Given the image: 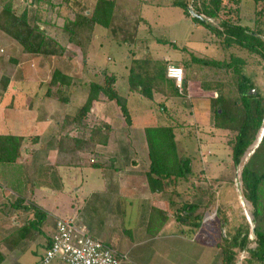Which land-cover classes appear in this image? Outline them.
<instances>
[{
    "label": "crops",
    "instance_id": "0c3cea01",
    "mask_svg": "<svg viewBox=\"0 0 264 264\" xmlns=\"http://www.w3.org/2000/svg\"><path fill=\"white\" fill-rule=\"evenodd\" d=\"M183 15L187 17L184 13ZM133 25L136 24L133 23ZM152 27L154 26L151 25L149 30L152 31ZM137 34L135 27H133L128 36L121 38L122 42L128 41L129 44L127 52H123L122 56L118 58L119 63L114 61V65L105 66L103 63H98L97 57H90L92 52L89 53L87 50L83 52L78 49L74 60L80 59L82 67L77 65V67L70 66L68 70L64 66L56 68L70 78L66 84H49L53 71L56 69L50 71L49 77L46 71L39 79L29 78L26 80L25 76L39 75L42 71V68H28L26 74L21 76L20 81L14 78L11 79L7 91L0 96V119L5 122L4 117H11L10 115L20 117L18 124L14 125L13 130H7L8 128L6 127H4V130H0V137L23 139L21 142V153L15 165L18 164L21 167V165L29 161V166L37 163L38 167L42 168L41 170L45 169L44 166L54 165L58 172L55 173L57 177H54V181L55 179L58 181L54 182L55 187L42 184L39 185L41 187L37 192L31 193L27 176L13 174L12 165L9 166V163L0 162V223L4 225L13 216L19 217L18 215H9L6 211L7 209L10 210V213L16 209L20 211V209L27 208L29 210L28 212L20 211L24 224L18 226L20 227L19 229H14L13 232H6L2 241L3 244H1L2 248H0V258H2L0 264H8V261L17 250L23 256H26L38 254L36 249L41 247L45 253L55 232L56 221L61 218L74 219L92 237L115 248L121 255V259L126 258V254L133 251L136 247L156 241L155 239L152 240V233L159 234L168 230L177 233V235L181 233L180 231H182V235H187L192 231L189 234L201 241V243L195 242L203 246L206 245L204 239L207 236L205 228L201 225L191 227L190 223L182 217L185 213L184 210L176 213L177 215L173 212L175 195L178 199H181L182 203H185L182 192L183 182L188 178H181L174 185L166 188H164V180H161L162 187H159L160 184H156L158 182L154 183L152 181L149 174L156 181L159 180L156 179V174L151 173V159L145 129L153 126H170L169 123L165 122L171 120V124H178L171 117L172 110L169 111V109L181 105L185 97H188L187 99H195L197 97L199 101H205V103H198V106L201 111V117L208 123V120L211 119L212 110H214V99L216 96L202 95L203 93H211V90H205L202 85L203 81L196 75L199 65L191 60L189 61V59L180 60L178 58L177 55L180 52H185L183 50L185 47H189L186 39L182 41L178 37L173 38L171 43L175 44L176 50L172 52L170 49H164L160 46L161 40L164 41V39H155L157 41L156 45L150 47L146 42L149 41L150 44L154 39L153 35H151V40L142 42L141 38L143 37ZM145 43L146 45L144 46ZM183 43L186 44L183 45ZM87 61H90V70L85 73V67L88 66ZM107 61L109 62L108 65H110L113 59L108 57ZM169 64H177L184 67L185 82L182 93L179 92L174 81L167 77V66ZM134 65H144L147 70L142 71L140 69L138 71ZM91 71V77L95 75L98 79L94 80L91 78L89 80L82 77L83 74H87V76L89 74L90 76ZM133 71H137L136 74L134 73V77L131 76ZM146 73L148 74V85L150 84L149 86L152 89L150 98L141 91L145 81L143 84L138 83L139 80L142 81L144 78L146 80ZM107 75L115 78L113 83L115 88L120 94L127 97V106L131 114L132 124L129 126L125 121L121 122L118 120L119 115L123 118L119 106L114 100H109L102 93L99 94L97 100L93 101L90 111L82 119L79 126L72 122L73 120L66 123L65 118L75 116L79 108L86 103L91 84H103ZM34 81L44 82L45 84L40 83L35 91L36 82ZM119 85H121V89L123 87L124 91H120ZM198 93L200 95H197ZM52 95H55V98ZM182 96L183 98H181ZM79 97H82L83 100L78 105ZM21 98H24L25 102L17 101ZM8 100H12V102L6 103ZM141 106H150L155 109L161 106L162 112L155 110L157 113H155L153 118L154 123L157 124H146L138 126L141 128L137 129L133 112H135V109L139 110ZM74 107L75 111H70ZM92 111H96V117L92 115ZM178 116L175 114L174 117L178 118ZM92 117L96 121L94 124L100 126L95 137L91 132L94 129V124L89 122ZM144 118L141 123L152 120L151 118L150 120L147 117ZM158 118L161 119L157 121ZM33 121L35 122L32 125ZM106 126H109V130ZM173 126L178 155L186 156L179 152L176 125ZM34 133L35 137L33 136ZM33 137L35 138L34 140H32ZM62 138H65L64 140L68 139L69 143V145L64 147V154H61L59 147V142ZM77 139L82 141L79 143L80 147H78V143L76 145ZM39 152L44 155L43 162L34 160ZM84 155L91 157L90 162L83 159L82 156ZM53 156L55 161L58 158L63 161V165L58 166L56 162L52 163L51 161L50 164H47L46 160L53 158ZM25 159L27 162H22ZM92 160L100 165H91ZM72 163L74 165H71ZM16 167L18 168V166ZM60 168H64L67 171L74 169L87 170V179L75 180L72 184L68 182V187L64 186L66 179L59 172ZM6 173L9 174V178H7ZM20 187L24 188V190ZM178 187L181 190L175 192L173 188L179 189ZM59 194L73 196V203L68 206L70 210H66L69 215L60 216L44 204L47 195L56 196ZM21 202H31L30 204L32 205L22 207L19 204ZM183 205L185 204L179 205L177 209L180 210ZM33 206L42 209L46 215L40 224L36 223L37 220L35 221ZM34 222L37 226L34 225ZM41 225H43V228L48 227L49 229L46 242L38 240L33 233ZM0 227H2L1 224ZM254 228L252 227V231ZM38 231L40 232V230ZM181 234L180 236L182 237ZM34 246L36 249L33 250ZM30 250L33 253H30ZM190 255L191 262L195 260L199 262V254H194L193 252ZM10 264H42V262L38 259L27 263L20 258ZM52 264L63 263L55 260Z\"/></svg>",
    "mask_w": 264,
    "mask_h": 264
},
{
    "label": "rangeland",
    "instance_id": "374dc122",
    "mask_svg": "<svg viewBox=\"0 0 264 264\" xmlns=\"http://www.w3.org/2000/svg\"><path fill=\"white\" fill-rule=\"evenodd\" d=\"M171 1L172 0H117V4L119 3V11L122 15L119 14L118 20L112 23L109 29L100 25L86 24L83 28H79L75 31V40L69 41L70 39L68 40V37L64 36L63 34L65 33L62 31L66 16L74 18L77 14L83 15L84 12L91 15L98 0H69L68 2L65 0H0V14L4 4L10 3L12 4L13 11L17 15H21L24 11H27L31 22H33L34 17H36L40 20L38 24L42 30L47 32V28H49L51 32L59 35V39L66 45L65 53L61 57L25 53L23 46L0 27V89L2 88L1 85H4L3 78L11 76V79L14 78L20 81L21 76L26 74L28 68H42V71L39 75H32L30 77L25 76L24 78L26 80L29 78L39 79L46 71L49 77L50 71L60 68V66H64L66 70H68L70 66L82 67L83 65L80 59L77 61L74 60L78 49L83 52L86 50L89 51V53L92 52V56L90 55V57H97L98 63H103L105 66L110 67L114 65V61L119 63L118 58L122 56L123 52H127L129 44L128 41L122 42L121 38L128 36L132 28L135 27L136 32L140 37H143L141 38L142 42L151 40V35H153L154 39L151 43L149 44V41L146 42L150 47L156 45L157 41H155V39H164V41L161 40L160 46L175 52L176 46L171 43V41L173 38L178 37L182 41L186 39L189 45L187 48L201 58L222 60L224 63H233L235 65L240 64L243 73L249 77L254 84L255 89H252L251 92H259L264 103V61L260 55L249 51L247 47H242L241 45L233 43L229 45V48L225 47L228 44L224 37H219L206 26L194 23L190 17H184L182 12L183 9L180 7H172L170 4ZM189 7H193L192 3H190ZM205 20L209 21L214 26H219L222 21L240 23L251 31H260L261 35L264 37V0H223L218 17L213 19L206 18ZM133 23L136 25H133ZM151 25L154 26L152 27V31L149 30ZM79 38L81 39V44L76 43V39ZM86 40L89 41V43H87ZM118 41L121 42L119 43ZM185 44L186 43H183V45ZM177 56L180 60H191L190 52H180ZM108 57L113 59L110 65H108ZM88 59L92 61L91 58L88 57ZM236 59H241L242 63H237ZM13 60H17V63L13 62ZM89 64L90 61H87L88 66H84L85 73L90 70ZM198 67L196 75L203 81L202 85L206 83L208 86L212 87L211 93H203V96H216L217 89L219 88L225 92L230 91V89H232V91H234V89L236 90L238 75L235 73L233 67L202 66V64ZM91 73L92 71L90 72V76L89 74L88 76L87 74H83L82 77L88 78L89 80H91V78L94 80L98 79L95 75L91 77ZM136 79L139 80L138 78ZM82 80L84 81V79ZM144 81L147 84L149 82L148 80ZM40 83L45 84L44 82H36L35 91ZM118 87L120 91H124L123 87L121 89V85ZM197 95L200 94L198 93ZM52 97L55 98V95H52ZM181 98H183V96ZM187 98L188 97H185L183 99L181 105L169 109V111L172 110L171 117H173L178 124H171L172 120L165 122L169 123L170 126L176 125L175 129L177 130L176 137L179 142V152L191 158L192 164L194 163L191 174L185 176H189V178L183 182L182 192L185 203H182L181 199H178L175 195L173 199L175 202L174 209L181 204H195L198 206L196 212L200 211L199 214H201L202 220L200 225L205 228V233L207 234L204 238L206 245L203 246L202 244H198L197 242L201 243V241H198L192 234H189L192 233V231L187 235H182V231H180L182 237L180 234L177 235V233L173 231L170 232L169 230L159 234L152 233V240L155 239L156 241L148 245L136 247L133 251L128 252L126 258L121 259L120 264H224L226 256L228 257L232 252L234 254V264H264L259 262L256 258H252L250 254L251 249H254L257 245L252 227L257 225L259 230L264 231V215L257 221L254 220V207L245 197L241 182L242 168L244 164L251 159L261 142H258L259 134L253 144L247 149L241 164L235 166L230 143L234 137V133L229 130L213 127L214 110H212L211 119L206 123L205 119L200 115L201 111L198 106V103H205V101H199L197 97H195V99ZM79 99L78 105L82 102L83 98L79 97ZM17 101L21 103L25 102L24 98ZM11 102L12 100L6 101V103ZM155 110L160 113L162 112L161 106L156 107V109L150 106H141L139 110L135 109L133 116L135 117L137 129L141 128L138 126L151 123L157 124L154 123L153 119L155 113H157ZM70 111L74 112L75 107L71 108ZM177 111L179 112L177 113ZM95 112L96 111L91 112L94 117H96ZM175 114L177 116L179 115L178 118L174 117ZM10 116L11 117H4L5 122L0 119V130H4V127L8 128L7 130H13L14 125L18 124L20 117ZM144 117H147L148 120L151 118L152 120L141 123L142 119H145ZM159 119L161 118H158L157 121ZM118 120L124 122L125 117L123 116L122 118V116L119 115ZM34 122L35 121L32 122V125ZM89 122H91L90 124H94L96 122L95 118L92 117ZM94 126H96V124H94ZM33 136L35 137V133ZM34 137L32 140L35 139ZM43 157L44 155L39 152L34 160L43 162ZM82 157L89 162L91 160L89 155H84ZM46 161L48 162L47 164L56 162L58 166H62L64 163L59 160V158L55 161L54 156ZM261 161H263L262 163L264 165L262 154L257 157V162L261 163ZM22 162H27V160H22ZM15 163L16 162L9 163V166H13V174L27 176L31 193L34 191L37 192L41 187H39V185L54 186V182H58L56 179L54 181V177H57L55 173H58L54 165L44 166L45 169L41 170L42 168H39L37 163H33L29 166L28 161L21 165V167L18 164L15 165ZM14 165L18 166V168H15ZM86 171L87 170L83 169L67 171L64 168H60L59 172L63 178L66 179L64 186L68 187V184H72L75 180L87 179ZM6 175L7 178H9V174L6 173ZM15 185L19 186L17 184ZM22 189L24 190V188ZM173 190L179 192L181 188H173ZM30 203L31 202H21L19 204L22 207H27L32 205ZM71 203H73V196L71 197L67 194H59L56 196L47 195L44 201L45 205L60 216L69 215L66 210H70L68 206H70ZM6 211L9 215L13 214L21 217L20 211L28 212L29 210L26 209L25 211V209H20L19 211L16 209L13 210L12 213H10L9 209ZM19 217L13 216V218L7 220L4 225L0 223L2 226L0 227L2 230H0V248H2L1 244H3L2 241L6 232H13L14 229L17 230L20 228L18 226L24 224L22 217ZM190 217L191 215H186V218ZM189 222L191 227L194 226L192 223H194L195 220L192 219V217L189 219ZM7 227L8 229H6ZM248 229L250 231V236L245 249L242 250L239 247L228 248V244L233 241L236 235L240 232L244 234ZM38 230H40V232ZM38 230L33 232L34 235L38 240H44V242H46L47 231L49 230L48 227L43 228V225H41ZM209 241L211 242L208 243ZM34 249H36L35 246L33 247V250ZM36 251L38 254L24 255V257L22 253L17 250L14 256L8 261V264L20 258L27 263L38 259L42 262L43 249L39 247ZM193 252L194 254H199V262L196 260L193 262L190 261V254ZM30 253H33V251L30 250Z\"/></svg>",
    "mask_w": 264,
    "mask_h": 264
},
{
    "label": "trees",
    "instance_id": "16d2710c",
    "mask_svg": "<svg viewBox=\"0 0 264 264\" xmlns=\"http://www.w3.org/2000/svg\"><path fill=\"white\" fill-rule=\"evenodd\" d=\"M65 1L68 2L69 0ZM190 3H192V9L196 14L205 17V19H213L218 17L222 8L223 0H172L170 4L172 7H180L183 9V13L187 17H190L194 23L206 26L219 37H224L228 44L226 46L224 45L225 47L229 48V45L232 43L247 47L249 51L260 55L264 61V37L261 35L260 31H251L240 23L238 24L232 21H222L219 26H214L205 19L193 16L190 13ZM119 10V3L117 4V0H98L91 15H88L83 11V15L77 14L74 18L66 16L62 29L65 33L63 35L67 36L68 40L70 39L69 41H74L75 31L79 28H83L86 24H95L110 28V26H112L111 24L118 20L119 14L122 15ZM39 21V19L34 17L33 22H31L27 11H24L21 15H17L13 11L12 4L10 3L4 4L3 10L0 14V27L23 46L25 53L61 57L65 53L66 45L59 39L60 36L51 32L49 28H47V32L42 30L38 24ZM76 41L77 44H81L80 38L76 39ZM87 43H89V41H87ZM183 50L191 53V61L197 65L233 67L235 73L238 75L236 90L234 89V91H232V89L229 88L230 91L225 92L221 88L217 89L216 98L214 99L213 125L214 128L225 129L234 133V137L230 143L234 164L235 166H238L241 164L242 158L247 149L256 140L257 135L259 134L258 136H260L261 129L264 127V103L262 96L259 92H251L252 89H255L254 84L252 80L243 73L240 64L235 65L233 63H224L222 60L201 58L190 51L187 47ZM236 61L237 63H242L241 59H236ZM13 62L17 63V60H13ZM135 67L138 71L140 69L142 71L147 70L144 65H136ZM136 72L137 71H133L131 76L134 77L133 75L134 73L136 74ZM10 77L11 76L3 78L4 85H1L0 96L4 95L7 91L11 82ZM145 77L146 80H148L147 73ZM69 79L70 78L65 76L60 70L56 69L53 71L52 79L49 84H66ZM144 80H139L138 83L143 84ZM114 81L115 78L113 76L107 75L105 76L103 84L92 83L86 103L79 108L75 116L66 117V123L73 120L72 122H75V124L79 126L82 119L87 115L88 111H90L93 101L97 100L99 94L102 93L106 95L109 100H114L117 103L121 113L125 117V122L130 126L132 124V118L127 106V97L117 91L113 84ZM145 84L147 83H144L141 91H143L144 95L150 98L152 93L151 86H149L150 84ZM203 88L205 90H211L212 87L205 83ZM99 128L100 126L96 125L94 126V129L91 130L94 137ZM106 128L109 130V126H106ZM145 135L151 159V173L156 174V179L159 180L156 181L155 178L149 174L154 183L158 182L156 184H160L159 187H162L161 180H164V188H166L170 185H174L176 181L181 178H189V176H185L192 172V160L189 157L178 155L174 126L147 127L145 129ZM64 139L65 138H62L59 142L61 154H64V147L69 145L68 139ZM92 139L94 140V138ZM22 140L23 139L21 138L0 137V162H17V158L21 153ZM80 142L82 141L77 139L76 145L78 143V147H80ZM261 154L264 160V135L259 147L254 152L251 159L244 164L241 172V182L244 195L254 207L253 216L255 221L264 215V165L262 163L263 161H261V163L257 162V157ZM74 163L71 165H74ZM90 164L93 166L100 165L98 162H94V160H92ZM197 207L198 206L195 204H185L180 210L175 208L173 211L174 213H178L179 211L184 210L185 213L182 215L183 219H186V221L189 222V219L192 217V219L195 220L192 225L198 226L201 224L202 219L201 214L196 212ZM32 209H34L35 221L37 220L36 223L40 224L42 219L46 216L44 211L36 206L32 207ZM187 214L191 215V217L186 218ZM36 223L34 222L35 226H37ZM36 229H38V227H36ZM254 229L257 245L254 249H251L250 254L252 258L254 257L259 262L264 263V231L259 230L257 225ZM249 236V229L244 234L240 232L233 238V241L228 244V248L239 247L242 250L245 249ZM233 256V252L228 257L226 256L225 264H234ZM1 260L2 258H0V262Z\"/></svg>",
    "mask_w": 264,
    "mask_h": 264
},
{
    "label": "built area",
    "instance_id": "2783aa9c",
    "mask_svg": "<svg viewBox=\"0 0 264 264\" xmlns=\"http://www.w3.org/2000/svg\"><path fill=\"white\" fill-rule=\"evenodd\" d=\"M167 77L173 79L180 92L184 90L185 70L177 64L167 66ZM120 264L121 255L111 245L92 237L74 219H58L50 246L42 264Z\"/></svg>",
    "mask_w": 264,
    "mask_h": 264
},
{
    "label": "water",
    "instance_id": "95a60500",
    "mask_svg": "<svg viewBox=\"0 0 264 264\" xmlns=\"http://www.w3.org/2000/svg\"><path fill=\"white\" fill-rule=\"evenodd\" d=\"M190 13H191L193 16H196V17H198V18L205 19V17H203V16H201V15H198V14H196V13L193 11V9H192V8H190ZM263 135H264V127H263V129H262L261 138L259 139V141H258V142H260V141H261V139H262ZM254 232H255V229H253V233H254Z\"/></svg>",
    "mask_w": 264,
    "mask_h": 264
},
{
    "label": "bare ground",
    "instance_id": "6f19581e",
    "mask_svg": "<svg viewBox=\"0 0 264 264\" xmlns=\"http://www.w3.org/2000/svg\"><path fill=\"white\" fill-rule=\"evenodd\" d=\"M261 133H262V131H261ZM261 133H260L259 139L261 138Z\"/></svg>",
    "mask_w": 264,
    "mask_h": 264
}]
</instances>
